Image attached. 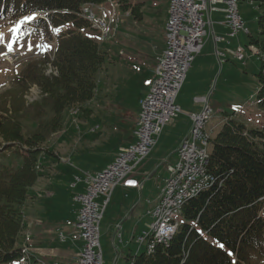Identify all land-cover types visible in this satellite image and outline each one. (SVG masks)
I'll return each instance as SVG.
<instances>
[{
  "label": "rangeland",
  "instance_id": "obj_1",
  "mask_svg": "<svg viewBox=\"0 0 264 264\" xmlns=\"http://www.w3.org/2000/svg\"><path fill=\"white\" fill-rule=\"evenodd\" d=\"M142 1L145 5L140 7L142 19L139 21L132 16L130 9L124 11L119 4L116 6L113 3H106L93 9L96 19L100 18L107 27L97 30L99 34L91 32L87 34L95 39L105 53L106 64L98 76L96 95L89 103L82 105L89 109V113L83 115L79 111V105L67 108L64 111L62 131L51 135L49 141L44 143L50 152L43 151L36 167L41 176L29 190V198L24 205V229L19 237L20 246L29 245L30 231L36 223L31 221L34 212L29 208L33 201H41L42 206L37 210L39 214L41 210L49 209L53 216H62L66 213L68 216L71 215L78 209L73 202L76 192L70 188L73 176L77 174L84 180L82 172L92 175L100 173L114 161L121 148L134 142L140 101L156 78V59L165 49L166 23L169 17L167 0ZM220 5L222 4L218 6ZM238 13L245 22H252L253 25H247L248 30L253 26L256 28L255 31L258 30L257 17L260 11L257 3L240 0ZM23 20L25 19L0 24V35L4 37V40L0 41V54L5 50L9 31L18 27ZM28 24L25 23L27 26L18 34V46L25 52L20 55L21 60L13 67L0 60V118L6 121L8 117H12L21 124L25 134L40 130L44 124L51 121L53 114L50 110L51 101L47 95L40 87L33 85L32 81L23 82L24 77L27 78L30 71H44L46 77L57 75V70L49 67L54 60L53 47L48 50L52 53L50 56L48 54L39 56L37 52H29L27 47L31 44L34 48L40 39L53 42L51 37L46 33H38L37 37L29 38L26 34ZM44 40L41 43L45 42ZM247 40L249 36L242 32L240 41L247 53L246 62L237 60L224 62L221 69L223 73L210 94L211 98L209 96L211 108L215 113L208 123L213 137L222 128L223 120L228 116L249 129L264 128V112L255 105L259 89L257 75L260 61L247 49ZM232 46V52L236 53L238 44L234 42ZM180 100L179 95L178 102ZM177 105L180 107L178 103ZM201 112L202 110L190 115ZM182 114L184 113L181 109L180 115ZM176 138L178 137L173 131V126L168 124L154 150L170 148L172 140ZM4 145L6 142L0 137V169L2 167L19 169L23 164L22 155L25 154L26 148L23 147L18 154L16 150L19 145L5 151ZM166 176V167L161 166L153 181L147 185L145 193L150 192V202L157 199V185L162 177ZM50 193L57 196L49 195ZM114 194L116 197L113 203L109 204L100 226L104 261L105 264H131L127 260L128 255L134 256L137 251L142 254L147 249V243L140 247L137 241L143 231L151 229L152 220L146 216L150 208L144 204L139 209L140 214H136L132 222L131 216L128 218L129 215L126 216L123 211L113 210L114 201H119L118 206L126 205L128 201L118 195V191ZM140 219H143V223L140 221L138 225ZM121 226L125 227L124 230H120ZM123 233L126 235L124 244L120 243V236Z\"/></svg>",
  "mask_w": 264,
  "mask_h": 264
},
{
  "label": "trees",
  "instance_id": "obj_2",
  "mask_svg": "<svg viewBox=\"0 0 264 264\" xmlns=\"http://www.w3.org/2000/svg\"><path fill=\"white\" fill-rule=\"evenodd\" d=\"M108 1L0 0V22L44 13L48 21L37 19L32 26L48 35L52 29L59 30L54 60L49 65L57 70V75L46 77L44 71H30L23 79L40 87L51 101V121L38 131L25 134L12 117L6 121L0 118V137L6 142L4 151L19 145L16 153L20 154L26 148L19 169H0V264H14L24 257L19 245L24 229L23 209L29 190L41 176L36 170L40 156L44 150L50 152L45 142L62 131L67 108L79 105L83 115L89 113L82 105L97 93L106 55L87 34L99 33L83 17L82 10ZM111 1L124 11L130 9L136 20L142 19V0ZM252 1L257 3L260 15L258 30L249 37L248 44L260 55L257 107L264 112V0ZM227 118L210 141L208 172L214 176V184L183 206L177 233L167 247L158 245L151 254L130 255L127 260L131 264L263 263L264 128L249 129L232 117ZM32 264L40 263L33 260Z\"/></svg>",
  "mask_w": 264,
  "mask_h": 264
},
{
  "label": "built area",
  "instance_id": "obj_3",
  "mask_svg": "<svg viewBox=\"0 0 264 264\" xmlns=\"http://www.w3.org/2000/svg\"><path fill=\"white\" fill-rule=\"evenodd\" d=\"M225 4V25L229 29V37L236 38L239 33L247 32V24L239 18L235 10L238 0H169V20L167 24V48L159 59L157 78L150 92L142 101V110L136 132L137 141L128 149L120 152L114 163L103 172L86 179L87 188L84 194L76 196L80 204L76 229L78 237L83 242L82 250L78 256V264H103V252L100 245V223L110 201L113 190L128 177L135 166L151 151L162 129L172 119L177 117L180 109L176 99L186 78V74L195 57L204 47V39L210 34L212 20L210 14L218 10V4ZM220 10V9H219ZM216 42L222 39L217 37ZM218 56L224 53L217 52ZM238 60H244L242 49L239 50ZM205 102V99L203 100ZM209 108L200 114L191 117L192 128L188 138L180 149L179 176L176 180L166 181L162 198L153 212L155 219L152 229L145 233L154 235V244L148 249L154 251L158 244H165L173 228H164L162 232H155L157 221H166L174 217L175 206L179 200L191 193L190 180L198 175L199 165H206L208 171L209 161H206L208 147L200 145V138H207L205 125L211 117ZM80 182L76 178V183ZM126 186L136 183L128 181ZM203 187V186H201ZM103 197L102 202H97ZM165 210V220L157 219V211ZM64 241L65 237L61 235Z\"/></svg>",
  "mask_w": 264,
  "mask_h": 264
},
{
  "label": "crops",
  "instance_id": "obj_4",
  "mask_svg": "<svg viewBox=\"0 0 264 264\" xmlns=\"http://www.w3.org/2000/svg\"><path fill=\"white\" fill-rule=\"evenodd\" d=\"M219 7L225 8L224 5H220ZM211 14L212 29L210 31V35L205 40L203 51L199 56H197L187 74L186 81L179 94L181 96V100L178 102L177 99V103L180 105L184 114L180 115L170 124L173 126V131L176 133L178 138L172 140L170 148H166L161 151H155L153 149L145 161L136 168L132 178L139 181V188L132 189L117 187L111 196L110 203H113L112 201L116 197V194H114L115 191H118V195H121L128 200L126 205L122 204L120 206H118L119 201H114L113 210L115 212L123 211L126 216L129 215L128 218L131 216L132 222L134 221L135 215L140 214L139 209L144 204H147L150 208L148 211H152L157 205L163 183L170 174L169 166L173 167L178 162V148L190 131L192 123L189 115L192 113H197L203 108V106L200 104H194L193 99L195 97L210 96L217 86L216 82L219 81L223 73L221 69L223 68L224 62L227 63L235 60L232 52L233 43L235 42L238 44V46H241V35L235 39H230L228 37V29L223 24L225 20L224 13L222 14L221 11H217V13L213 11ZM217 37L221 38L223 41L216 43L215 39ZM217 50L223 51L226 56L224 58L217 56ZM166 128L167 127H165V129ZM209 129L210 128L207 125L206 130L211 132ZM161 166L166 167L167 176L165 178L162 177L157 185V199L150 202V192L145 193V190L147 185L153 181V178L159 172ZM76 175L77 174H75L71 180L70 188L72 191H74V193L76 192V194L83 193L86 188L84 181L82 182L83 184L80 183L77 187L73 188L72 183ZM49 195H54L55 197L57 196V194L51 193ZM39 206H42L41 201H33L32 205L29 207L32 209L31 211L34 212V215L31 216V221H36V223L31 228L32 231H30L31 235L28 245L32 259L38 261L41 264H77V257L80 253L83 243L76 236L75 211L72 212L71 215L69 214V216L67 213L62 216H53L49 209L41 210V213L39 214L37 212ZM77 206L79 207V205ZM146 216L152 220V217L147 213ZM140 221L143 223V219L138 221V225L140 224ZM138 225L136 228H138ZM124 228L121 226L120 230H124ZM52 230H54L55 233L51 232ZM61 233L64 234L66 240H61ZM120 237H122L120 243L124 244L126 242V235L123 233ZM52 239H55L56 242ZM129 256L130 255L127 257ZM103 264H105V261Z\"/></svg>",
  "mask_w": 264,
  "mask_h": 264
},
{
  "label": "bare ground",
  "instance_id": "obj_5",
  "mask_svg": "<svg viewBox=\"0 0 264 264\" xmlns=\"http://www.w3.org/2000/svg\"><path fill=\"white\" fill-rule=\"evenodd\" d=\"M238 4L239 3H235V10L237 11V13L239 11ZM215 12L217 13V11H215ZM222 14H223V12H222ZM211 16H212V14H211ZM238 16L240 19H242L241 16L239 15V13H238ZM101 27L103 29L106 28V24L101 23L100 28ZM247 32H249L248 29H247ZM238 57H239V50L236 53V58H238ZM200 145H202V147H208L209 146V140H207V138H200ZM209 160H210V154L207 151L206 161H209ZM198 175H203V176L202 177H195V178H192L190 180V189H196V190H192L191 193H189L188 195L184 196L183 198H181L179 200V203L175 206L174 216L179 213V211L182 209V206L186 203V201L195 197L196 195H198L203 190L212 187V185L215 182L214 176L212 174H210L208 171L206 172V165H199ZM178 176H179V167H176L172 171V174L167 181L176 180L178 178ZM201 186H203V187H201ZM157 219L158 220H165V210H158L157 211ZM173 220H174V217H168L166 221H157L155 223V232H162L164 230V228H173L171 234L166 237L165 244H167V242L171 239V237L173 236V234L176 231V225L174 224ZM144 234L142 235V237L144 236ZM142 237L139 238V242H140ZM146 240L148 241V249H149V247L154 244V235H146L145 238L142 239L141 243H143ZM152 252L153 251H150L149 253H152ZM21 264H28V263L26 261H23Z\"/></svg>",
  "mask_w": 264,
  "mask_h": 264
},
{
  "label": "snow or ice",
  "instance_id": "obj_6",
  "mask_svg": "<svg viewBox=\"0 0 264 264\" xmlns=\"http://www.w3.org/2000/svg\"><path fill=\"white\" fill-rule=\"evenodd\" d=\"M35 19H36V17L34 15L25 18V20H23L18 27H14L12 29V32L17 33V35H18L19 32L23 29V26H24L25 23H31ZM2 40H4V37H3V35H0V41H2ZM15 44H16L15 40L11 41V43L8 46V51L9 52L14 50ZM27 47H28V51L29 52H31L33 50V45L28 44ZM36 47L41 48V49H43L45 51H48V50H50L51 45H36ZM220 247L223 248L224 247L223 244H221ZM230 255H231V253H230Z\"/></svg>",
  "mask_w": 264,
  "mask_h": 264
}]
</instances>
